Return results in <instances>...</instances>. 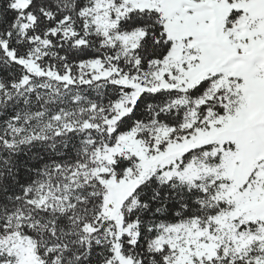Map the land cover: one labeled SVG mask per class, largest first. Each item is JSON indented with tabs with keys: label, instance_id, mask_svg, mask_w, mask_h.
I'll list each match as a JSON object with an SVG mask.
<instances>
[{
	"label": "snow or ice",
	"instance_id": "snow-or-ice-1",
	"mask_svg": "<svg viewBox=\"0 0 264 264\" xmlns=\"http://www.w3.org/2000/svg\"><path fill=\"white\" fill-rule=\"evenodd\" d=\"M0 264H264V0H0Z\"/></svg>",
	"mask_w": 264,
	"mask_h": 264
}]
</instances>
